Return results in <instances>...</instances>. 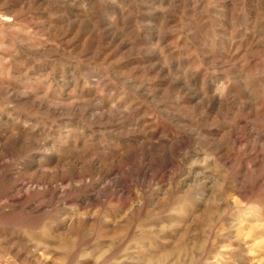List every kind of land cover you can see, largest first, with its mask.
<instances>
[{
    "label": "rangeland",
    "instance_id": "374dc122",
    "mask_svg": "<svg viewBox=\"0 0 264 264\" xmlns=\"http://www.w3.org/2000/svg\"><path fill=\"white\" fill-rule=\"evenodd\" d=\"M0 264H264V0H0Z\"/></svg>",
    "mask_w": 264,
    "mask_h": 264
}]
</instances>
